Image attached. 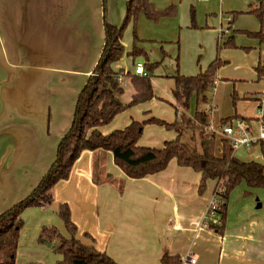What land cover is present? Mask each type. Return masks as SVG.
Masks as SVG:
<instances>
[{
  "label": "crops",
  "instance_id": "1",
  "mask_svg": "<svg viewBox=\"0 0 264 264\" xmlns=\"http://www.w3.org/2000/svg\"><path fill=\"white\" fill-rule=\"evenodd\" d=\"M127 1L107 0L105 9L103 0H0V214L28 196L55 161L57 147L71 127L79 94L102 52L105 18L110 24L120 26ZM162 1L165 0H151L158 10L172 5L177 7L184 0ZM195 2L208 1L191 0L190 14L196 13ZM172 18L147 24L141 21L146 19L141 16L136 30L140 25L143 32L148 33L151 29L168 25L176 27L178 18ZM238 19L233 25L228 18L226 22L221 18L220 24L210 25L206 20L197 27L216 29L218 43H223L222 35L230 32L228 37L234 39L237 48L221 49L218 53L217 48L209 47L210 60L199 69L191 61L184 62L181 68L178 65L174 73L162 71L157 75L156 66L151 71L145 69L146 76L141 77H151L154 99L121 113L110 125L101 127L100 132L108 135L126 128L133 121L143 122L151 118L173 123L178 117L171 119L172 110L168 118L164 117L169 105L176 106L173 77L177 73L196 76L220 58L226 65L218 70L216 85L207 94L208 105L199 106L211 117L217 150L222 149L221 126L225 119H245L251 127L257 125L254 130L257 134L264 118L263 98L256 99V103L244 99L255 98L254 95L264 92V80H258L256 71L264 62V41L237 40L238 33L260 30V22L251 30L237 28L235 22ZM141 33L137 32L140 41L136 47L145 55L136 57L135 61L127 55L132 49L124 46L126 62L123 57L113 65L120 74L122 86L129 90L124 93L127 102L136 94L127 75H135L138 64L145 68L146 63L154 65L158 61L157 58L148 59L146 47L140 46L149 37L148 34L141 36ZM150 38L148 40L160 43L163 54H159L166 57L163 43L172 39L152 37V34ZM176 53L174 50L173 54ZM123 65L126 69L122 68ZM232 92L241 101L236 110L223 114L218 110V102ZM196 107L193 98L191 116ZM260 109L263 113L259 112ZM155 129V125L144 128L140 146L161 148L165 142L177 137L176 132L175 136L168 133L158 135ZM153 144L157 147H152ZM251 149H259L261 160L250 154L248 159L241 158V151ZM263 149L264 142L242 148L234 154L242 161L264 163ZM111 155L84 151L74 164L69 179L54 189L55 201L51 208L58 211L62 204L69 206L71 219L78 229L77 238L84 244L94 245L118 264H161L165 253L179 255L183 264H193L190 259L196 261L194 264H264V189L248 188L250 191L247 190L246 195L251 196L248 200L242 194L229 195L225 230L220 235L215 229L203 226L207 208L215 198L217 181H207L205 191L200 194L201 174L180 167L176 160L158 174L130 179L114 164ZM94 176H97L98 184L94 182ZM108 176L116 182H110ZM120 181L124 182L122 192L117 186ZM38 209L41 211L39 215L46 214L43 208ZM49 222L48 225L56 226L63 236L68 237L62 220L54 212ZM35 225L40 228L43 224L39 221ZM23 234H20L18 253L28 255L30 248ZM37 234L38 229L34 245ZM85 234L94 243L86 239ZM59 257L58 261L61 260ZM32 261L34 259L27 264H35Z\"/></svg>",
  "mask_w": 264,
  "mask_h": 264
},
{
  "label": "trees",
  "instance_id": "2",
  "mask_svg": "<svg viewBox=\"0 0 264 264\" xmlns=\"http://www.w3.org/2000/svg\"><path fill=\"white\" fill-rule=\"evenodd\" d=\"M106 9L107 0H103ZM240 14L254 15L260 22V30L255 33H245L252 39L264 41V0H257L252 8L243 13L233 12L232 22ZM177 15V7L172 5L158 10L151 0H128L126 14L120 26L110 24L105 18L104 46L98 63L92 75L81 90L74 111L73 121L68 132L61 139L56 153V159L39 184L30 194L14 206L0 214V264H16L20 234L24 226L22 214L29 208L50 207L55 201L54 189L62 181L69 179L76 161L84 151L93 153L111 152L115 165L130 179H143L158 174L176 160L180 167L191 168L201 174L199 192L206 189L207 181H217L215 194L220 196L224 204L220 211L221 224L215 228L223 234L227 201L230 193L242 182L251 189H264V163L242 161L238 159L227 140H222V149L218 152L216 135L210 130L211 117L208 112L199 108L200 104H208L207 94L212 91L217 82L218 70L226 62L217 58L205 71L196 76H184L177 73L173 79L175 88L173 97L177 106V120L168 123L151 118L138 122L133 121L121 130H115L103 135L100 128L110 125L114 119L128 109L154 99L151 77H141L128 74L136 89L131 101L123 102L125 89L120 81V74L113 65L126 55L122 43L124 33L130 24L134 25V44L127 55L135 59L144 52L136 47L139 38L136 28L138 19L144 16L149 22L157 23L161 19ZM191 27L195 28V13H191ZM222 38V37H221ZM218 50L237 48L232 37L222 40ZM156 65L145 64V69L151 71ZM258 80H264V62L256 68ZM195 98L197 107L195 114L190 115L191 100ZM238 117L223 120V125ZM148 125L163 126L169 131H175L177 137L167 141L161 148H150L139 145L144 128ZM198 133V135L196 134ZM190 134L192 146L183 142V136ZM264 155V149H263ZM95 169L97 166L95 164ZM110 182H116L112 176ZM94 182L99 183L97 176ZM120 192L124 182H117ZM223 189L218 192V189ZM68 237L63 236L55 227H43L39 235L40 244H53L55 254L61 256L57 264H118L106 253L100 252L94 245H86L77 238L78 229L71 219L70 208L62 204L58 209ZM85 238L94 240L85 234ZM161 264H183L179 255L163 254Z\"/></svg>",
  "mask_w": 264,
  "mask_h": 264
},
{
  "label": "rangeland",
  "instance_id": "3",
  "mask_svg": "<svg viewBox=\"0 0 264 264\" xmlns=\"http://www.w3.org/2000/svg\"><path fill=\"white\" fill-rule=\"evenodd\" d=\"M167 1H172V0H165L162 2L166 3ZM177 1H179V0H177ZM190 1L191 0H184L181 4H178L179 6H177V15L174 18H172V19L178 18V25H176V27H172V25H168L167 27H163L162 29L161 28L151 29V32L148 33V32H143L142 25H140L138 31L136 30V32H138V34H139V32H142L140 34L141 36H144V34H148V36H149L145 42L140 43V46L142 45V46L146 47V48H144V50L148 53L147 55H149L148 59L149 58H150V60H153L155 58L158 59L157 63L154 64L157 67V68L155 67L156 68L155 72H157V75H159L162 71H166L168 73L169 72L174 73L175 69L178 68V65H179V68H181L184 62H190V61L193 62L194 67L199 69L201 65H204L207 61L210 60V58H208V54H207L208 48L213 47L214 50H215V48H217V52L219 53L220 51L218 50V46L220 45L221 42L218 43V41H217L219 34H218V31L216 29H211V28H206V27L197 28V27L204 24L206 22V20H208L209 25L211 23L220 24L221 18L224 20V22H226V19L229 17V15H231V17L233 16L232 15L233 11H236L237 13H240V12L245 13V12L249 11L252 8V6H254L256 3V0H209L208 2H202V4L195 2V8H196L195 24H196V27L192 28L191 27V14H190V6H191ZM236 19H238V21L235 22V27H237V28H243V29L248 28L251 30L254 27H257L259 25L258 19L254 15H251V14H240ZM141 21L143 23L145 22L147 24L150 23L146 19H142ZM233 23L234 22H232V25H233ZM188 24L190 27L187 28ZM181 25L183 26V28L180 29L179 27ZM133 28H134L133 24H130L127 27V29L124 33V36H123V41H122L123 45L126 48H128L129 50L132 49L133 44H134V42H133L134 41ZM230 30H231V28H230ZM156 32H158V33H156ZM229 33L230 32L225 33L224 38H222V40L228 38ZM151 34H152V37L165 36L167 39H172L171 41H167L166 43H163L164 50L167 54L166 57L162 56L163 53L161 51V48H160L161 46H160V43L158 41L148 40V39H151L150 38ZM249 38L250 37H248L244 33H238L237 34V40L251 41V38L250 39ZM151 50H153L152 55H150ZM174 50H177L176 54H173ZM245 50L248 51L249 49H245ZM159 53H162V54L160 55ZM176 57H178V59H176ZM141 59H143L141 61H145L144 58H141ZM162 59H163V61L161 62ZM126 60H127V56L124 55L123 61L126 62ZM120 61H122V60H120ZM131 61H133L132 58H131ZM135 61H137V60L135 59ZM130 62H129V64H130ZM152 63H155V62H152ZM146 64H149V63H146ZM125 67H126V65H123L122 68L126 69ZM124 83H126V82H124ZM125 91L127 94L129 92L128 88H125ZM260 93H263V94H260ZM260 93L254 95L253 97H255V98L244 99V100H246L247 102L256 103V99H259V98L262 99L263 98L262 100H263V108H264V97H263L264 92H260ZM122 100H123V102L126 103L128 99H127V97H125L123 95ZM240 101L241 100L236 98L235 93L232 92L228 97H223L221 102H218V110L223 114H226V112L234 111L237 109V104ZM176 106H177V104H176ZM169 108L170 109L166 110V114L164 117L168 118V116H170L171 110H172L171 119H175L176 118V110L173 107H171L170 105H169ZM256 110L258 111V108ZM217 115H220V114L217 113ZM222 126H223V122H222ZM256 126H252L253 131L257 130ZM155 128H156L155 129L156 133L158 135H160L162 133H164V134L168 133L170 135L174 134V136H175V134H176L175 131H169L163 126L155 125ZM196 134L198 135L197 132H196ZM168 139L171 140V137H169ZM183 142L186 143L187 145L192 146L193 142L191 141L190 134H186L183 136ZM163 143H164V140L161 142V144H163ZM152 147H157V144H153ZM258 150L259 149H257V150L251 149V150L245 151V152L241 151V158L248 159L247 157L250 154V155H252V158H255L257 160H261L262 155L260 154V152ZM242 153L243 154L245 153V154L243 155ZM103 154H105V155L110 154L111 155V152H104ZM238 154H240V152H238ZM247 190H248V187H247L246 183L242 182L231 193L242 194L244 196V198H246V200H248L251 196L249 194L246 195ZM248 191H250V190H248ZM262 191H264V190H262ZM231 193H230V195H231ZM39 210L40 209H38V208H29V209H26L22 214L24 226L22 228L21 234L24 233L25 236L27 237L26 239L28 242V246L30 248V253L27 252V254L32 255V256L29 257L28 255H23L22 253H20V255H19V253H17V259H16L18 261L17 264H27L28 261H30L32 259H34V261H32V262H34L35 264H57V262L60 258L59 255L55 254L53 244H49V243L40 244L39 240H38L39 235L41 233V230L43 229L44 226H47V227L50 226V227L57 228L56 226H51L48 224L51 223V222H49V220L53 218V212L57 217H59L57 214L58 211L52 209L51 206L50 207H44L43 212L45 211L46 214L39 215V212H41ZM226 215H227V211H226ZM39 221H42V224H43L40 228H39V225L38 226L35 225V222H39ZM37 229H38V234H37V238H36L35 245H34L33 239H34L35 232L37 231ZM43 246H46V247H43ZM38 248H40V249H38Z\"/></svg>",
  "mask_w": 264,
  "mask_h": 264
},
{
  "label": "built area",
  "instance_id": "4",
  "mask_svg": "<svg viewBox=\"0 0 264 264\" xmlns=\"http://www.w3.org/2000/svg\"><path fill=\"white\" fill-rule=\"evenodd\" d=\"M228 22L230 24L232 23L231 17H228ZM222 38H224V34L222 35ZM134 73L138 76H146V71L142 64H138L135 67ZM261 104L263 105V103ZM260 113H263V109H260ZM210 130L215 132L212 125L210 127ZM221 132L224 136V139L227 140L233 148L234 153L245 147L257 146L264 142V118L261 119L257 134H255L252 130L249 121L240 118L232 119L231 122L221 126ZM222 191L223 189H218V192ZM223 204V199L215 194V198L210 203L206 211V215L203 221L204 228L215 229L221 224L219 214ZM189 261L193 264L196 262L194 259H190Z\"/></svg>",
  "mask_w": 264,
  "mask_h": 264
}]
</instances>
